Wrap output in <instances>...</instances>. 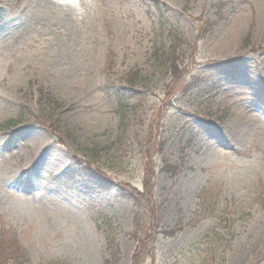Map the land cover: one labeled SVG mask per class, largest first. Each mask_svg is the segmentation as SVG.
<instances>
[{
  "label": "rangeland",
  "instance_id": "obj_1",
  "mask_svg": "<svg viewBox=\"0 0 264 264\" xmlns=\"http://www.w3.org/2000/svg\"><path fill=\"white\" fill-rule=\"evenodd\" d=\"M51 3L0 0V239L24 264H103L110 244L134 264L149 229L138 264H264V0ZM173 32L190 75L235 70L172 93ZM75 156L139 196L74 175Z\"/></svg>",
  "mask_w": 264,
  "mask_h": 264
},
{
  "label": "trees",
  "instance_id": "obj_2",
  "mask_svg": "<svg viewBox=\"0 0 264 264\" xmlns=\"http://www.w3.org/2000/svg\"><path fill=\"white\" fill-rule=\"evenodd\" d=\"M184 44V48L188 49L189 44L182 41V39L173 32L171 34V44L169 45L168 51L163 53V56L159 58L158 63L164 66V75L167 77V85L169 90L172 93L176 92L175 89L178 85H181L179 93L184 95L191 87L196 85L200 81H208L210 82V88H215L217 82L214 81L218 76H224L228 73H232L235 70L234 60L227 59L223 61H209L201 64L193 75L188 73L187 68H180L177 65V48L180 45ZM157 50L154 49L153 55H157ZM185 75L188 76V81L184 79ZM190 76V77H189ZM137 72H133L131 77L127 79L128 83L133 84L136 82ZM120 102V101H119ZM122 104H120L121 106ZM124 117V115L122 116ZM122 122V118H121ZM6 129V128H5ZM91 151L97 152V150L92 149ZM151 159V158H150ZM85 158L80 156H75L72 159V165L74 170V175L80 174L90 180H92L95 184H98L97 187L102 191H111L113 189H118L122 191L124 187H130L131 193L133 196H139V192L135 190L131 185H127L123 182H116L111 179L105 171H102L99 167L94 166L93 161L86 160ZM72 177V176H71ZM70 178V177H69ZM144 189L146 192H150V184L149 178H144ZM145 195V194H144ZM141 198V197H140ZM145 229L144 235L139 238L140 245L135 251L134 256V264H138V261L143 256H151L154 257L152 252L146 247V243L149 240V229ZM112 249L111 257L104 261L103 264H117V253L114 249V245L110 244ZM26 254L25 250L18 244L15 238L12 240L7 239L6 235H2L0 239V260L9 261L11 264H24Z\"/></svg>",
  "mask_w": 264,
  "mask_h": 264
},
{
  "label": "clouds",
  "instance_id": "obj_3",
  "mask_svg": "<svg viewBox=\"0 0 264 264\" xmlns=\"http://www.w3.org/2000/svg\"><path fill=\"white\" fill-rule=\"evenodd\" d=\"M61 2H66L76 8L77 12L80 14V18L83 17L84 9L80 7L79 0H61Z\"/></svg>",
  "mask_w": 264,
  "mask_h": 264
},
{
  "label": "bare ground",
  "instance_id": "obj_4",
  "mask_svg": "<svg viewBox=\"0 0 264 264\" xmlns=\"http://www.w3.org/2000/svg\"><path fill=\"white\" fill-rule=\"evenodd\" d=\"M52 0H40V4L41 5H45V6H50V7H53V3H51Z\"/></svg>",
  "mask_w": 264,
  "mask_h": 264
}]
</instances>
